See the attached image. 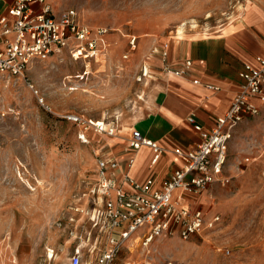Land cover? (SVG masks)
<instances>
[{
  "label": "rangeland",
  "instance_id": "obj_1",
  "mask_svg": "<svg viewBox=\"0 0 264 264\" xmlns=\"http://www.w3.org/2000/svg\"><path fill=\"white\" fill-rule=\"evenodd\" d=\"M47 1L55 13L72 9L81 23L107 29L106 47L89 63L65 52L0 76V264H68L77 251L92 259L102 243L89 190L97 158H117V148L64 116L136 129L158 91L156 49L216 33L246 0ZM226 156L219 181L183 202L208 220L218 215L214 226L188 240L157 238L149 255L131 241L117 264H264V110L238 122Z\"/></svg>",
  "mask_w": 264,
  "mask_h": 264
},
{
  "label": "built area",
  "instance_id": "obj_2",
  "mask_svg": "<svg viewBox=\"0 0 264 264\" xmlns=\"http://www.w3.org/2000/svg\"><path fill=\"white\" fill-rule=\"evenodd\" d=\"M107 32L104 27L92 28L81 23L72 9L55 13L47 0H15L5 13L0 12V76H21L33 60L44 61L65 52L74 62L89 63L104 52ZM129 45L135 48V38ZM169 47L164 43L156 49L163 63L162 71L176 77L189 75L190 60L178 67L169 65ZM256 60L257 67L245 64L239 71L243 81L240 91L224 114L216 119L212 129L204 130L193 116L187 117V123L200 133V141L192 149L174 147L170 150L180 164L158 184L152 178L139 182L127 172H122L118 179L120 164L116 158H97L98 181L89 192L98 203L92 208L90 220L101 234L102 246L90 249L91 260L83 261L82 254L77 251L70 256L68 264H117L121 249L131 241L138 243L149 255V248L157 238L177 236L188 240L219 221L218 215L208 220L203 211L183 202L187 195H199L219 181L233 129L238 122L264 110V58ZM193 83L197 84L198 80L194 79ZM208 88L218 89L212 85ZM64 118L85 132L117 137L115 123L75 114ZM131 131L126 138L128 147L152 149L150 164L155 165L166 149L140 130ZM81 138H85L84 133ZM131 163L130 160L128 164ZM140 264L151 262L145 258Z\"/></svg>",
  "mask_w": 264,
  "mask_h": 264
},
{
  "label": "crops",
  "instance_id": "obj_3",
  "mask_svg": "<svg viewBox=\"0 0 264 264\" xmlns=\"http://www.w3.org/2000/svg\"><path fill=\"white\" fill-rule=\"evenodd\" d=\"M14 1L0 0V12L5 13ZM169 46V65L178 67L190 60L192 69L184 77L159 70L158 91L150 101L147 115L134 124L166 152L151 165L152 149L143 146L132 150L126 142L132 131L118 129L117 137H107L111 147L117 148L118 179L122 172H127L139 182L152 178L158 184L180 164L170 150L192 149L200 141V133L187 123V117L193 116L204 130L215 126L216 119L240 91L243 81L239 71L245 64L257 67L256 59L264 58V0H246L235 18L212 35L190 34L173 39ZM162 64L157 61V66ZM194 79L198 80L197 84L193 83ZM208 85L218 89H210ZM187 196L184 203H194L196 198Z\"/></svg>",
  "mask_w": 264,
  "mask_h": 264
},
{
  "label": "bare ground",
  "instance_id": "obj_4",
  "mask_svg": "<svg viewBox=\"0 0 264 264\" xmlns=\"http://www.w3.org/2000/svg\"><path fill=\"white\" fill-rule=\"evenodd\" d=\"M180 37V36H179ZM49 253H50V251H49ZM52 253H50V255H51Z\"/></svg>",
  "mask_w": 264,
  "mask_h": 264
}]
</instances>
